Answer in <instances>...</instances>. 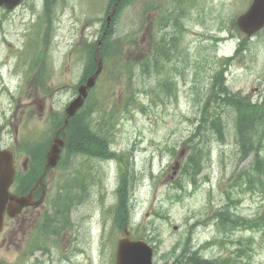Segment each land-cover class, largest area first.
I'll list each match as a JSON object with an SVG mask.
<instances>
[{"label": "rangeland", "instance_id": "374dc122", "mask_svg": "<svg viewBox=\"0 0 264 264\" xmlns=\"http://www.w3.org/2000/svg\"><path fill=\"white\" fill-rule=\"evenodd\" d=\"M145 2L154 6L146 16L142 12ZM249 2L191 0L184 4L175 0H137L125 6L115 20L113 38L134 39L136 44L127 47L114 72L109 65L105 66L87 104L95 111L92 115L96 125L107 123L112 148L131 153L136 211L129 229L133 236L141 235L154 246L156 264H206L204 261L215 259L217 264L234 263L233 255L242 254L251 255L253 264H264V231L248 229L241 221L242 216L260 218L258 210L264 215V193L255 179L254 155H240L233 114L221 102L213 100L210 107L226 120L225 142L211 136L210 155L204 162L197 187L188 185L193 192L176 198L171 188V181L179 175L173 166L185 156L183 142L195 128L202 103L210 97L211 79L216 70L227 65L225 81L233 92L239 91L254 100L264 96V31L247 41V48L240 56L224 61L235 55L242 36L232 25V19ZM52 3L50 12L44 7V0H24L12 11L0 7V57L23 46L38 30L39 40L44 32L39 25V14L51 13L53 24L44 55L51 66L47 77L38 78L32 73L26 80L21 72L9 79L6 69L0 67V88L9 82L15 87L11 89L14 95H17L15 89H21L16 100L9 104L12 94L0 89V140L4 142H9L14 132L21 138L40 141L47 138L48 119L53 110H64L76 96L85 66L82 41L99 37L108 0H53ZM169 13L179 15L184 28L176 34L177 40L167 39L166 48H161L154 59L150 56L154 48L151 36L174 34L171 23L165 26L162 20ZM25 46L29 50L31 40ZM40 49L42 44L33 51ZM29 53L31 56L30 50ZM16 57L20 64L18 54ZM22 57L26 59L22 65L26 67L25 51ZM145 59L149 75L155 70L156 61L164 67V79L168 77L169 84L178 86L175 96L153 89L154 78L144 75L142 64L138 66ZM128 97L137 102L125 108ZM83 137L88 145L95 142L90 136ZM173 144L179 153L184 151L180 157L179 153L173 157L167 150ZM87 158L64 156L47 177L49 194L43 205L28 207L6 223L5 234L12 237L0 247V257L6 264H114L117 239L122 234L112 213L119 166L115 161ZM166 167L161 177L155 180L151 176ZM238 176H241L239 182ZM80 179H85L86 187L79 189L76 185ZM248 179H254L257 185L249 184ZM66 183L73 185L74 202L70 206V220L62 226L61 217L53 213L52 196ZM227 193H231V214L228 213L240 226L223 229L221 234L216 223L219 220L222 225L226 223L222 219L225 213L217 209L227 202ZM47 216V229H40ZM51 217L56 221L52 222ZM40 241L47 243L44 248L33 247ZM194 250L200 256L193 255Z\"/></svg>", "mask_w": 264, "mask_h": 264}, {"label": "trees", "instance_id": "16d2710c", "mask_svg": "<svg viewBox=\"0 0 264 264\" xmlns=\"http://www.w3.org/2000/svg\"><path fill=\"white\" fill-rule=\"evenodd\" d=\"M49 1L47 0L45 7L49 9ZM127 0H122V4L126 3ZM165 19V18H163ZM175 28H181V24L176 19L174 21ZM112 29L109 30L107 35L105 36L101 49L100 54L103 57V61L108 64V61L112 58L113 55L121 54L124 50V45L121 40H113L111 38ZM156 38V37H155ZM177 37H174L175 40ZM156 41V48H158V52L161 48H166L167 38L165 35H162L159 39H155ZM155 44V42H154ZM97 42L89 43L85 47V56H86V63L83 71L82 80L86 78V76L93 71H95L97 64L94 60V51ZM243 47V44H242ZM157 52V55H158ZM166 53H163L165 55ZM222 74L218 73L215 76V81L213 84V91L210 92V97L208 102L202 106L201 109V117H200V124L197 129H201L205 127L207 124L211 126L214 130H216L219 135H222V128L223 122L222 118L219 113H215L216 109L211 110L209 108L210 102L213 100L221 102L220 104H225L231 106L230 108L236 113L235 117V125L237 130V141L240 146V150L244 156L250 153V151H255V168H256V175L255 179L258 180V185L256 184L254 179H248L249 184H253V186H262V193H264V96L262 100H255L253 101L251 98L244 96L240 93H232L226 86L222 84ZM216 89H218L216 91ZM92 108L88 106L83 111L77 113L74 117H72L69 121L67 127V134H68V141H67V154H87V155H95L106 157L108 154L107 144L108 141L107 137V126L106 124H102L103 122H99L96 124L92 123L91 117V110ZM93 110V109H92ZM63 123L61 120L60 124ZM200 134V131H198ZM83 135H87L95 139V142L91 143L90 145L87 144ZM221 139V138H220ZM193 137L188 139V142H193ZM207 140L206 133H201V142L204 143ZM197 143L192 145V153L190 155V161L195 164H198L199 157L202 156V149L195 148ZM34 159L32 158L30 169L25 172L21 173L18 177V181L16 184V188L20 191H27L30 186L34 183L37 176L41 173L43 167L42 162H44V157L37 155L34 153ZM41 163V164H40ZM187 165V164H186ZM188 166V165H187ZM238 182L241 180V176L237 177ZM119 194V203L117 204L116 213H117V220L121 219L122 223L125 222L124 216L126 215V202H127V189H126V181L125 178H122L121 186L118 190ZM264 195V194H263ZM230 201L226 203L223 208L220 210L224 212L223 220L226 221L225 224H221L222 226L228 227L231 226L233 223L235 226L236 220L230 217ZM230 214H229V213ZM259 214V211H257ZM222 216V214L220 215ZM123 217V218H122ZM260 218H252L250 223V228H257L261 229L264 228V215L259 216ZM229 219V220H227ZM245 220V219H244ZM219 223L220 220L218 221ZM239 253L241 252V248L239 247ZM235 262L234 263H227L223 261L221 264H242L243 262L238 260V255L234 256ZM206 264H217V259L213 261H204ZM175 264V263H173ZM247 264V263H244Z\"/></svg>", "mask_w": 264, "mask_h": 264}, {"label": "water", "instance_id": "95a60500", "mask_svg": "<svg viewBox=\"0 0 264 264\" xmlns=\"http://www.w3.org/2000/svg\"><path fill=\"white\" fill-rule=\"evenodd\" d=\"M21 0H0V4L6 5L8 8H13ZM118 1L114 5L108 20L110 21L113 13L116 10ZM239 26L247 34H252L256 30L260 29L264 25V0H255L250 10L240 16L238 19ZM100 44V43H99ZM96 60L98 62V68L87 80L85 84H82L79 88V95L71 104L67 107V117L65 125L68 122V118L76 113V111L83 104L85 97L88 94V89L94 85L95 79L102 69V60L99 56V49L96 50ZM64 145V140L57 136L55 143L51 146L48 152L47 162L43 174L37 181L36 185L41 184L44 175L51 166L56 165L61 152V147ZM15 169L13 166V154L8 150L0 151V230L3 223V215L6 209V204L10 201V208L8 211L13 215L14 212L20 210L24 205L32 203V197L30 195L17 196L9 193V186L13 181ZM153 249L143 240H131L129 234L122 237L118 243L116 262L115 264H153L152 261Z\"/></svg>", "mask_w": 264, "mask_h": 264}, {"label": "bare ground", "instance_id": "6f19581e", "mask_svg": "<svg viewBox=\"0 0 264 264\" xmlns=\"http://www.w3.org/2000/svg\"><path fill=\"white\" fill-rule=\"evenodd\" d=\"M18 8V7H17ZM53 13V12H52ZM51 14V13H50ZM46 15V14H45ZM22 22H23V20H21ZM24 21H25V19H24ZM20 34V33H19ZM17 37V36H16ZM8 76H10V75H8ZM3 87V86H2Z\"/></svg>", "mask_w": 264, "mask_h": 264}]
</instances>
